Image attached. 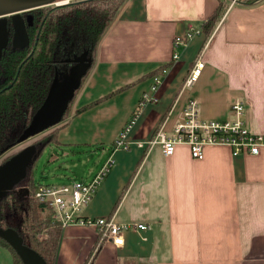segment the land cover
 Instances as JSON below:
<instances>
[{
    "label": "crops",
    "instance_id": "crops-1",
    "mask_svg": "<svg viewBox=\"0 0 264 264\" xmlns=\"http://www.w3.org/2000/svg\"><path fill=\"white\" fill-rule=\"evenodd\" d=\"M218 5L222 11L212 17ZM110 23L66 119L55 124V141L46 147L66 159L61 167L79 169L57 176L58 184L88 180L112 159L80 209L82 218L143 223L147 229L127 227L123 244L114 246L98 240L91 226L69 225L61 230L54 264H264V144L257 154L238 156L209 146L195 160L183 145L166 157L157 146H136L161 124L170 131L189 98L206 120L228 118L230 103L243 101L247 129L264 142V0H126ZM190 25L201 31L176 48L173 61L172 39ZM197 59L203 66L185 85ZM159 68L162 74L152 73ZM156 73L161 82L154 100L139 110L124 138L127 147L114 148ZM83 161L93 164L84 170L78 165Z\"/></svg>",
    "mask_w": 264,
    "mask_h": 264
},
{
    "label": "trees",
    "instance_id": "trees-1",
    "mask_svg": "<svg viewBox=\"0 0 264 264\" xmlns=\"http://www.w3.org/2000/svg\"><path fill=\"white\" fill-rule=\"evenodd\" d=\"M125 1L72 0L26 11L27 42L12 47L9 40L0 52V157L20 144L18 138L47 98L54 70L61 81L72 69L77 67L75 71H78L79 64H84L78 74V86L55 124L66 119L75 93L92 69L97 43ZM256 1L244 0V4ZM222 9L218 5L212 17H218ZM212 17L208 18L209 23ZM160 69L152 73L161 72ZM99 101L82 106L75 113ZM55 124L42 131L46 132L31 144L37 152L27 165L23 189L15 190L17 185H14L0 192V230L13 231L22 246L36 254L42 264H54L62 229L53 219L50 206L32 197L37 184L32 183L31 165L44 147L55 141ZM14 153L3 157L0 163ZM0 245L9 250L12 264H25L1 236Z\"/></svg>",
    "mask_w": 264,
    "mask_h": 264
},
{
    "label": "built area",
    "instance_id": "built-area-1",
    "mask_svg": "<svg viewBox=\"0 0 264 264\" xmlns=\"http://www.w3.org/2000/svg\"><path fill=\"white\" fill-rule=\"evenodd\" d=\"M229 4L244 3V0H228ZM200 28L187 26L183 33L176 35L172 39L171 47L173 49L171 59L178 58V46H184L193 36L200 33ZM194 66L189 72L185 85H189L195 80L203 66V62L195 60ZM164 70H161V74ZM151 82L148 90L142 92V95L136 104L132 115L127 119L121 131L116 136L114 148H126L124 143L126 133L135 124L136 116L143 105L154 100L155 91L161 80L159 75L150 76ZM229 117L219 119H202L198 115V109L195 99H187L180 111V118L170 131H165L163 125L158 126L151 137L145 142L138 141L136 146L144 147L146 150L157 146L163 157L174 153L175 148L183 145L192 159H201L204 156L205 149L209 146L227 147L231 156L239 154H257L261 145L264 144L263 136L250 132L243 118L245 104L241 100L230 103ZM112 159H107L95 174L88 180H74L67 184L58 183H39L35 187L32 197L38 202L47 203L53 211V219L60 225L61 229L69 225L91 226L95 229L97 238L100 241H109L114 246L123 244L122 232L127 227L138 230L147 229V225L140 224H118L112 218H86L79 215L82 206L86 205L93 197L101 179L108 173Z\"/></svg>",
    "mask_w": 264,
    "mask_h": 264
},
{
    "label": "water",
    "instance_id": "water-1",
    "mask_svg": "<svg viewBox=\"0 0 264 264\" xmlns=\"http://www.w3.org/2000/svg\"><path fill=\"white\" fill-rule=\"evenodd\" d=\"M69 0H41L36 3L18 6L10 10L0 12V51L5 46V23L4 16L9 15L10 25L13 28V36L16 37L19 47L27 42L25 22L20 16V11L32 10V8L45 6L47 4L61 5ZM28 17L26 18V20ZM2 39V41H1ZM76 70V69H75ZM72 69L68 76L57 88L48 91L47 98L43 105L37 110L28 127L18 138L20 143L28 137L37 135L55 124L61 117L67 102L72 98L74 89L78 86V76ZM49 97V98H48ZM36 149L32 145L24 146L14 153L8 160L0 163V192L10 189L24 179L26 166L36 156ZM0 236L5 239L16 251L25 264H42L40 258L28 248L22 246L18 237L13 231L0 230Z\"/></svg>",
    "mask_w": 264,
    "mask_h": 264
},
{
    "label": "rangeland",
    "instance_id": "rangeland-1",
    "mask_svg": "<svg viewBox=\"0 0 264 264\" xmlns=\"http://www.w3.org/2000/svg\"><path fill=\"white\" fill-rule=\"evenodd\" d=\"M39 1H41V0H0V12H4V10H10L13 8H17L18 6L36 3ZM69 1H72V0H69ZM11 46L12 47H19L18 40L16 39L15 36H13ZM83 65L84 64H79V69H78V71H75V75L78 76L79 72H81L83 70V68H84ZM75 69H77V67H75ZM63 81L64 80L60 81V79H58V71L54 70L53 78L51 80L52 84L50 86L49 92H50V90L52 91V89L57 88L61 83H63ZM45 132H42V133L40 132L35 136L28 137L22 143L10 148L9 151L5 152L3 157L9 156V154L14 153V152L22 149L24 146L31 145L37 139V137H39L40 135H43ZM48 149H49V147H45V149L41 152V155L38 157L37 160H35V162L32 165V175H33V177H32L33 182L32 183H34V184L62 183V182H60L61 179H58L57 176H59V175L62 176V175L67 174V173L70 176H73L74 171H76V172L79 171V169L76 170L71 166L68 169L61 167L60 166V164H61L60 160L61 159L66 160V159L64 157L61 158V156H58L56 154H55L56 155L55 156L54 150H53V152L49 153ZM3 157H0V162H1ZM83 162H85V161H83ZM82 163H78V165H80L81 168L84 167V170H87L90 166H92L93 161L85 162L86 164H83V165H82ZM25 169L27 172V166ZM76 175H78V173ZM22 186H24L23 180L17 184V186L15 187V190H22L23 189ZM0 264H12L11 256L8 255V253H6V251H4V250L1 251V248H0Z\"/></svg>",
    "mask_w": 264,
    "mask_h": 264
},
{
    "label": "flooded vegetation",
    "instance_id": "flooded-vegetation-1",
    "mask_svg": "<svg viewBox=\"0 0 264 264\" xmlns=\"http://www.w3.org/2000/svg\"><path fill=\"white\" fill-rule=\"evenodd\" d=\"M20 16L24 22H25L26 18L28 17V15L26 14V11H20ZM0 19H2V18H0ZM3 19H4V23H5V27H6L5 28L6 32H5V36H4V41H5V45H6L9 40H11V41L13 40V28L10 25L9 15H5ZM1 41H2V39H1ZM4 48H5V46L3 48H1V51Z\"/></svg>",
    "mask_w": 264,
    "mask_h": 264
}]
</instances>
